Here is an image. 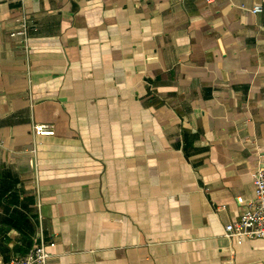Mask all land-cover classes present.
I'll return each mask as SVG.
<instances>
[{
    "label": "crops",
    "instance_id": "0c3cea01",
    "mask_svg": "<svg viewBox=\"0 0 264 264\" xmlns=\"http://www.w3.org/2000/svg\"><path fill=\"white\" fill-rule=\"evenodd\" d=\"M262 164L264 0H0V264H264Z\"/></svg>",
    "mask_w": 264,
    "mask_h": 264
},
{
    "label": "built area",
    "instance_id": "2783aa9c",
    "mask_svg": "<svg viewBox=\"0 0 264 264\" xmlns=\"http://www.w3.org/2000/svg\"><path fill=\"white\" fill-rule=\"evenodd\" d=\"M211 2L213 0H206ZM260 5L251 8L253 13L261 11ZM34 20L28 15H22L21 21L15 30L10 32L11 37L20 38L26 42L30 29L35 28ZM34 136H52L54 127L48 123H35L32 126ZM34 151V149L32 150ZM252 183L254 187V197L247 204V208L241 216L224 226V236L227 238H257L264 237V164L256 167L252 171ZM241 202V199H238ZM46 244L41 240L23 257L12 258L9 262L2 264H48L50 254L46 251ZM48 245L54 246V242Z\"/></svg>",
    "mask_w": 264,
    "mask_h": 264
}]
</instances>
